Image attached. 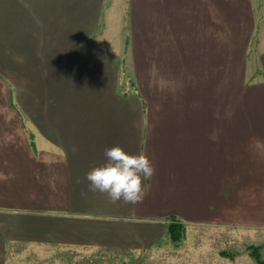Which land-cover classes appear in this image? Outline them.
Listing matches in <instances>:
<instances>
[{"label": "crops", "instance_id": "obj_1", "mask_svg": "<svg viewBox=\"0 0 264 264\" xmlns=\"http://www.w3.org/2000/svg\"><path fill=\"white\" fill-rule=\"evenodd\" d=\"M104 7L0 0V264H188L158 244L169 217L264 240L263 53L233 105L252 0H125L117 45L103 42ZM113 146L153 162L140 203L88 190Z\"/></svg>", "mask_w": 264, "mask_h": 264}, {"label": "rangeland", "instance_id": "obj_2", "mask_svg": "<svg viewBox=\"0 0 264 264\" xmlns=\"http://www.w3.org/2000/svg\"><path fill=\"white\" fill-rule=\"evenodd\" d=\"M124 4L125 0H105L102 25L105 26L106 23V29L103 42L108 43L111 41L113 45H117L123 43L126 37L129 36V21L127 9L124 8ZM252 5L255 8L256 26L254 33L251 35V42L248 44L247 49H243V53L241 50L233 51L234 65L242 59L244 52L247 53L246 69L242 66L238 75V81L237 79L235 80L233 76V105H235V100L238 98L237 102L242 106L240 102L242 98H240V96L243 95L244 90H251L258 85L256 83V78H259V74L262 71L259 59L260 55L262 53L264 54V0H252ZM106 31H109V33L106 34ZM255 60H257V66L255 65ZM239 86L242 87V89H240ZM252 99H256L254 94H252ZM252 99H249V105H251ZM250 111L251 110L248 112ZM252 116L254 117V113H252ZM244 118L245 116L243 114L242 120ZM260 121L263 124V120L260 119ZM199 233H201L203 237H198ZM263 242L264 240L261 239L258 234H248L241 237L239 234L228 229L221 230L215 228L208 230V228H203L198 230L197 228L189 227L185 237L179 245H175L172 242L168 232L161 237L158 244L168 245L172 250H181L182 252H180V254L185 261H189L188 264H212L214 259L217 258L216 254H221L222 251L236 254L235 258L232 260V264H256L255 260L249 255L247 246L250 244L263 245ZM239 253L241 254L240 257H238ZM87 264H126V261H124L122 257L110 259L109 257L94 258L91 256L87 260ZM142 264H153V262L146 261ZM154 264H160V262Z\"/></svg>", "mask_w": 264, "mask_h": 264}, {"label": "clouds", "instance_id": "obj_3", "mask_svg": "<svg viewBox=\"0 0 264 264\" xmlns=\"http://www.w3.org/2000/svg\"><path fill=\"white\" fill-rule=\"evenodd\" d=\"M106 162L86 174L90 192L105 194L111 203L137 204L146 196L144 181L155 174L145 152L129 154L120 146L105 149Z\"/></svg>", "mask_w": 264, "mask_h": 264}, {"label": "trees", "instance_id": "obj_4", "mask_svg": "<svg viewBox=\"0 0 264 264\" xmlns=\"http://www.w3.org/2000/svg\"><path fill=\"white\" fill-rule=\"evenodd\" d=\"M171 222L168 223V234L175 245H179L182 239L186 235V225L180 223L177 219L169 217ZM261 244H250L247 246V250H249V255L255 260L256 264H264V258L262 255ZM222 255L228 256L231 259H234L236 254L229 253L226 251L221 252Z\"/></svg>", "mask_w": 264, "mask_h": 264}, {"label": "built area", "instance_id": "obj_5", "mask_svg": "<svg viewBox=\"0 0 264 264\" xmlns=\"http://www.w3.org/2000/svg\"><path fill=\"white\" fill-rule=\"evenodd\" d=\"M167 221H168V223H169V222H171V220H170V219H168Z\"/></svg>", "mask_w": 264, "mask_h": 264}]
</instances>
